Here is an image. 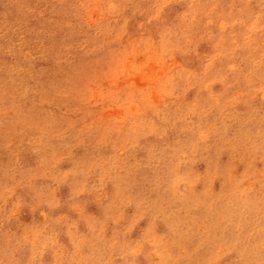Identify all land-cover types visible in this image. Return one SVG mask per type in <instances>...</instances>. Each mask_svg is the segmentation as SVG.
<instances>
[{"label":"rangeland","instance_id":"374dc122","mask_svg":"<svg viewBox=\"0 0 264 264\" xmlns=\"http://www.w3.org/2000/svg\"><path fill=\"white\" fill-rule=\"evenodd\" d=\"M137 8L119 0H0L4 126L15 129V120L43 116L91 131L109 123L141 126L145 118L159 122V116L183 117L197 109L194 124L235 117L228 109L235 99L226 98L241 96L250 71L257 80L264 77V67L255 65L264 57L262 0H145ZM208 64L219 82L205 91L200 80ZM25 89L34 107L19 103ZM121 155L136 162L128 179L142 188L137 195L152 197L159 177L145 174L136 149H121ZM201 160L198 170L177 177L178 193L165 194L177 210L171 222L165 220L166 235L158 236L150 224L127 245L138 247L149 237L157 248L163 245L164 253L141 256L139 264H264V166L238 153L230 160L205 153ZM48 166L43 158L36 169L24 170L18 160L15 165L25 180ZM92 211L85 202L66 217L69 226H78L72 234L89 245L98 239L91 228L100 219L89 216Z\"/></svg>","mask_w":264,"mask_h":264},{"label":"clouds","instance_id":"9594fccd","mask_svg":"<svg viewBox=\"0 0 264 264\" xmlns=\"http://www.w3.org/2000/svg\"><path fill=\"white\" fill-rule=\"evenodd\" d=\"M119 2L139 11L137 5L145 0ZM255 65L264 67V57ZM236 70L229 68V72ZM212 72L213 65L208 64L200 80L205 91L213 80L219 82ZM246 80L239 98H226L235 99L228 109L237 114L229 116L228 122L194 124L191 116L198 115L197 109L183 117L159 116V122L145 118L136 127L109 123L91 127V131H74L67 123L41 116L34 122L15 120L13 129L4 126L7 113H0V264H139L141 256L147 259L152 252L164 253L163 245L157 248L151 237L138 247L126 241L150 224L158 236L166 235L169 224L165 220L171 222L177 210L165 194L180 191L177 177L189 169L198 170L203 164L201 156L218 152L230 160L238 153L264 166V77L257 80L256 72L250 71ZM33 101L29 90L20 93L19 103L34 107ZM15 103L7 112L13 111ZM121 149L125 154L136 149V161L144 162L145 174L159 177L152 197L137 195L142 188L131 186L128 177L136 162L122 156ZM42 158L49 162L48 168L30 180L15 167L18 160L24 170L36 169ZM41 187L47 190L39 192ZM85 202L95 209L88 215L100 217L91 228L98 238L92 245L74 236L78 226H69L66 220ZM62 224L63 229L57 227ZM22 229V235H16Z\"/></svg>","mask_w":264,"mask_h":264}]
</instances>
